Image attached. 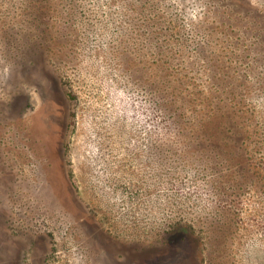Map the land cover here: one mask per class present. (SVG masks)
<instances>
[{"label":"rangeland","instance_id":"rangeland-1","mask_svg":"<svg viewBox=\"0 0 264 264\" xmlns=\"http://www.w3.org/2000/svg\"><path fill=\"white\" fill-rule=\"evenodd\" d=\"M146 1L0 0V264H264V0Z\"/></svg>","mask_w":264,"mask_h":264},{"label":"trees","instance_id":"trees-1","mask_svg":"<svg viewBox=\"0 0 264 264\" xmlns=\"http://www.w3.org/2000/svg\"><path fill=\"white\" fill-rule=\"evenodd\" d=\"M157 1H158V0H157ZM146 2H147V4H150V5L153 4V3H155L154 0H147ZM156 4H158V3L156 2Z\"/></svg>","mask_w":264,"mask_h":264}]
</instances>
